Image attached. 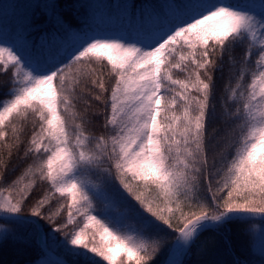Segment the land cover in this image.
I'll list each match as a JSON object with an SVG mask.
<instances>
[{
    "label": "snow or ice",
    "instance_id": "snow-or-ice-1",
    "mask_svg": "<svg viewBox=\"0 0 264 264\" xmlns=\"http://www.w3.org/2000/svg\"><path fill=\"white\" fill-rule=\"evenodd\" d=\"M177 11L179 18L155 32L151 24L168 12L145 11L141 26L149 38L135 43L88 36L57 18L68 46L62 55L49 50L43 62L38 57L48 46L46 34L35 55L24 33L18 34L20 43L0 39V68L14 69L12 87L0 97V143L8 157L26 144L24 159L31 160L8 187L0 188V212L39 234L41 220L54 223L60 215L63 206L49 211L53 197L68 198L66 223L54 231L74 223L73 211L82 213L84 227L65 234L69 254H92L107 264H153L169 232L167 248L174 257L188 251L204 231L248 216L264 217V14L224 3ZM245 44L236 69L232 53ZM226 56L229 77L218 114L214 73H223ZM177 70L183 79L173 78ZM107 76L114 79L110 89ZM81 103L83 110H78ZM92 103L103 107L96 113L103 120L100 134L89 128ZM217 119L237 121L239 129L237 139H224L220 152L216 147L223 137L217 136L219 129L210 131ZM16 120L30 123L27 141ZM229 135L225 129L224 137ZM217 156L226 168L213 191ZM7 165V158L0 160V183ZM89 174L102 177L103 185H91ZM38 182L51 191L37 192ZM225 190L226 195H218ZM94 198L111 200L125 211L119 219L100 220L90 214L96 211ZM26 208L29 215H21ZM129 218L136 228L126 231ZM90 224L102 230V246H90L85 235ZM138 234L162 238L147 243ZM167 264L183 262L172 258Z\"/></svg>",
    "mask_w": 264,
    "mask_h": 264
},
{
    "label": "trees",
    "instance_id": "trees-1",
    "mask_svg": "<svg viewBox=\"0 0 264 264\" xmlns=\"http://www.w3.org/2000/svg\"><path fill=\"white\" fill-rule=\"evenodd\" d=\"M208 0H0V36L6 38L8 41H16L20 43L18 39L19 33H24L28 40L34 45L30 49L35 55L39 51V41L42 36L46 34L48 46L42 51V55L38 58L43 61L44 58L49 56V50L52 53H56L58 50L62 55V51L67 45L66 36L63 30L58 29L56 25L57 18H61L65 23V26H71L73 31H84V26L88 22H93L97 25L113 26L116 27L119 20H122L126 31L130 36H149V33L142 28L143 16L145 11L152 10H165L168 12L167 18H160L155 23L151 24V29L155 32L161 26H167L169 23L175 21L180 17L181 13L177 10L191 12L194 8L204 6ZM225 4L239 5L241 7L249 8L252 11L264 13V0H220ZM100 16L96 18L94 14ZM107 18V23L104 25L103 18ZM246 47L245 45H237L232 53V58L237 61L236 69H239L241 54ZM256 57L254 56L253 59ZM93 67L97 65L93 64ZM230 59L228 56L225 57L224 71H216L214 73L216 80V96L213 103L216 104L217 113L219 114L220 108V97L222 89L228 82L229 77ZM252 67V65H249ZM14 69L9 67L7 71L0 68V97H4V94L12 87L10 80L12 78ZM107 72V69H105ZM236 75V70H233V77ZM173 78H184V73L180 71H174ZM248 82L247 77L245 83ZM106 87L109 89L114 84V79L110 76L105 77ZM232 84H235V78L232 80ZM78 110H83V104H79ZM103 111V107L99 104L92 103L90 112V120L92 121L89 128L95 134H100L102 129V118L96 115L97 112ZM29 122L32 117L29 115ZM19 126L25 128L22 134V139L27 141L30 136L31 127L30 123H26L20 120L15 121ZM237 121H229L227 124L222 123L219 119L215 120L210 125L211 129H219L217 133L220 139L219 144L216 147V151L220 152L224 146V139H228L230 142L234 141L239 136V129L235 128L234 125ZM225 129L231 132V135L224 137ZM12 133L9 130L8 143H12ZM26 144H22L19 149L12 151L10 157L7 155V149L4 148L3 143H0V160L8 159L7 170L4 173V180L0 183V188H6L21 175L28 163L31 160L24 159V150ZM231 149L229 150V152ZM212 153H210V158ZM215 168L212 169V189L215 191L217 187L216 181L220 180L224 176L226 164L221 160L219 156L216 157ZM216 169H220L217 173ZM95 184L98 186L103 185V178L97 177L95 174H91ZM28 178H25L27 183ZM115 184L112 185L115 188ZM40 189L51 191L46 183H39L37 186V192ZM202 195L207 198L209 194L206 191V187H202ZM218 195H226V190ZM132 202V201H129ZM209 199V203H210ZM70 200L65 197H61L56 194L53 197L51 204L49 205V211L55 210L57 207L63 206L59 217L53 223L47 219L41 220V224L44 227L45 233L47 234L46 244L47 247L53 250L55 253L65 257L71 264H96V257L92 254H81L79 256L70 255L63 251V244L65 241V234L78 231L79 228L84 227V223L79 217L74 218V223L69 224L63 228L60 232L54 231V229L66 223L68 214V204ZM31 205H29L30 208ZM160 207H163L161 204ZM172 207H175L174 205ZM29 208H26L22 214L29 215ZM114 209L116 212H124L125 209L122 205L114 202ZM187 211V209H185ZM74 213V211H73ZM47 212L45 216H47ZM17 221L14 219L0 218V224H15ZM264 226V221L255 218L246 217L243 220L233 221L223 228L217 230L210 229L201 233L195 244L185 253L182 260L183 264H205L202 262V257H212L215 254L214 249L207 251L204 250L203 254L200 251L199 246L205 237H216V247L220 248V253L217 254L220 264H264V255L256 252L257 243L255 239V231L257 228ZM262 232V231H261ZM34 235V236H33ZM28 235L24 244H17L19 239L12 238L9 236L7 239L0 241V264H37L40 256L44 258H50L42 252L39 239L37 234ZM85 235L90 241V246H100L99 236L93 227L85 228ZM147 243H151L152 240L160 239L161 236L152 234L148 236ZM165 244L162 246L160 253L155 257L153 264H165L171 255V251L168 250L167 244L171 242L172 234L169 232L166 236ZM207 240V239H206ZM213 241L207 245L215 244ZM16 244V247L13 245ZM25 246L19 253L11 252V250L21 248ZM223 251V252H222ZM11 252V253H10ZM23 253V255L21 254ZM222 252V253H221ZM41 254V255H40ZM200 255V256H199ZM222 257H221V256ZM199 257V260H198ZM220 258V259H219ZM210 259V258H209ZM211 260V259H210ZM57 263L56 260H53Z\"/></svg>",
    "mask_w": 264,
    "mask_h": 264
},
{
    "label": "rangeland",
    "instance_id": "rangeland-1",
    "mask_svg": "<svg viewBox=\"0 0 264 264\" xmlns=\"http://www.w3.org/2000/svg\"><path fill=\"white\" fill-rule=\"evenodd\" d=\"M207 3L215 4V3H224V2H222L220 0H208ZM207 3L204 6H206ZM253 12H255L257 14H264V13H260V12H256V11H253ZM94 16H96V18L100 17V16H97L96 13L94 14ZM102 20H103L104 25H105L107 23V18L105 17ZM84 28H85L84 32L88 36H96L97 38H119V37H124L130 43H135L136 42V40H130L127 37V34L125 33L126 31L124 29V23H123L122 20H119V23H118L117 27L105 28L104 26H99V25H97V24H95L93 22H88L87 24H85ZM148 38H144L142 40H145V39H148ZM0 39H2L5 42H10V39L8 41L6 38L1 37V36H0ZM67 46H68V44H67ZM88 179L90 180L91 185H95V186L99 187L98 185L95 184V181L93 180L91 174L88 175ZM94 190H96V189H94ZM91 194L92 193H90V195ZM93 204L95 205L96 211L92 212L90 214L91 215H96L97 218L100 219V220H105L107 216H112V215H115L116 218L119 219L120 214L123 213V212H119V211L116 212L115 211L114 202L111 201V200H100V199L94 198L93 199ZM0 214H6V213L0 212ZM73 216H74V218L79 217V219H81L83 221L84 225L87 223V217L84 216L82 213H76L74 211ZM129 226L131 228H133V229L136 228V221L134 219H131V218L127 219L126 227H125L126 231L128 230ZM40 227H41V230L39 231V234H37V238L38 239H39V235L43 236V238H44L45 234H46L43 225L40 226ZM89 227H93V229L96 230V232L98 233V236H99V244H100V246H102V244L105 242L104 239H102V234H101L102 230H99L98 226L91 225V224L89 225ZM33 234L34 233L30 229H26V228L21 227L19 222H16L15 224H7V225L0 224V241H2L3 239H7L10 236L12 238H15V240L19 239L17 244H24L26 242V240H25L26 237L28 235H33ZM138 235H141V238L144 239L145 242H147V239H148L147 235H144V234H138ZM255 235L257 236V238L255 239V241L257 243V248H256L255 251L260 253V254H262V255H264V226L257 228L256 231H255ZM215 239H216V237H214V236H212L210 238L209 237H205L204 239H202L203 241L201 242V245L199 246L200 251L198 252V254L201 252L200 255L203 254L205 249L207 251H209L211 249H214V251H215V254H212V257L208 256V258H206L205 256H203L201 258L202 262L206 261L205 264H220V262L218 260L219 256L217 255V254L220 253V248L216 247ZM211 241H213L215 244L207 245ZM13 245L16 247V244H13ZM70 247L71 246L65 245V243H64L63 244V251L66 252V253H69ZM24 248H25V246H23L21 248L17 247L16 249L11 250V252L12 253L15 252L17 254L21 250H23ZM21 254L23 255L22 252H21ZM216 256H218V257H216ZM172 258L181 260V253L180 254H176V256H174V257L172 256V253H171V255H170L168 260H170ZM53 260L54 259L44 258L43 256H40L39 260L37 261L38 262L37 264H60V262L57 261V263H55ZM198 260H199V257H198ZM196 262L198 264V261H196ZM96 264H107V262L104 261L103 258H101V257H96Z\"/></svg>",
    "mask_w": 264,
    "mask_h": 264
},
{
    "label": "water",
    "instance_id": "water-1",
    "mask_svg": "<svg viewBox=\"0 0 264 264\" xmlns=\"http://www.w3.org/2000/svg\"><path fill=\"white\" fill-rule=\"evenodd\" d=\"M21 215H25V214H21ZM25 216H27V215H25ZM248 217H250V218H256V219H260V220H264V217H262L260 215L248 216ZM0 218H11V217L8 214H0ZM41 247H42L44 253L52 256L53 258H55L59 262H62L63 261V262H65V264H70L65 258L59 256L58 254H55V253L49 251L47 249V247H46L45 241L44 242L43 241L41 242ZM184 254H185V252L182 253V257L181 258H183Z\"/></svg>",
    "mask_w": 264,
    "mask_h": 264
}]
</instances>
